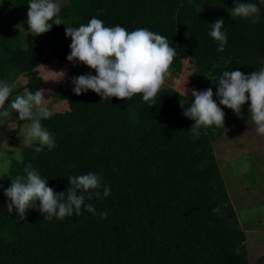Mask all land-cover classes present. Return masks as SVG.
<instances>
[{"label": "trees", "instance_id": "obj_1", "mask_svg": "<svg viewBox=\"0 0 264 264\" xmlns=\"http://www.w3.org/2000/svg\"><path fill=\"white\" fill-rule=\"evenodd\" d=\"M29 2L0 0V82L13 80L12 71L25 78L10 85V96L24 88L25 94L45 89L36 66L69 62L71 37L65 28L86 25L93 17L105 27L146 28L165 36L176 51L174 60H209L205 87L215 94V78L224 71L249 75L264 68V0H65L58 14L64 25L53 24L38 36L28 29ZM237 2L257 5L256 23L231 15ZM219 18L228 37L222 52L209 35ZM74 77L71 68L60 80L64 87L54 89L66 108L52 109L53 115L41 120L54 146L35 153L38 142L24 145L0 176V264H247L245 235L211 141L242 116L250 117V102L239 117L227 108L224 127L202 126L194 138L189 131L194 121L183 115L185 99L158 93L149 107L142 94L127 100L102 99L91 90L76 95ZM24 122L17 118L7 144ZM29 164L56 193L67 192L68 177L92 172L110 186V195L103 197L101 188L100 198L85 201L95 215L82 207L79 216L46 220L33 208L17 222L16 209L7 212L11 201L4 190L17 175L26 176Z\"/></svg>", "mask_w": 264, "mask_h": 264}, {"label": "clouds", "instance_id": "obj_2", "mask_svg": "<svg viewBox=\"0 0 264 264\" xmlns=\"http://www.w3.org/2000/svg\"><path fill=\"white\" fill-rule=\"evenodd\" d=\"M27 7L28 29L35 36L50 31L53 24L64 25L58 15L61 5L56 0H30ZM259 14V8L253 3L237 2L231 9L233 17L251 19L252 23L257 22ZM212 25L209 35L218 42L217 51L222 52L228 40L227 33L221 31L224 19L219 18ZM65 36L71 37L70 54L66 59L82 63L96 73L94 76L89 74L72 78V90L76 95L91 90L102 99L116 97L127 100L142 94L143 101L149 102V107H152L157 94L171 75L175 49L165 36L146 28L129 32L119 25L105 27L102 20L93 17L78 28L66 27ZM215 82L218 84L216 96L219 97V105L231 109L239 117L242 107L250 102V119L256 125L257 134L264 136V68L249 75L238 70L224 71L215 78ZM45 91L40 88L34 93L17 95L9 111L5 108V102L12 93V87L7 81L0 82V116L7 118L15 112L19 120L30 121L25 126L24 143L31 148L33 142H38L39 146L33 148L35 153L42 152L44 146L51 148L55 143L52 134L41 124L42 119L53 115L47 107ZM191 95L194 100L190 107L185 108L183 115L194 121L189 130L194 138L199 137L202 126L224 127L225 113L213 99L211 88L192 90ZM181 107H184L182 102ZM24 172L26 176L17 175L4 190V195L11 201L6 205L7 212L11 214L15 208L17 222L25 220L27 211L33 208L42 213L46 220L53 217L62 220L74 213L79 216L82 207L95 215L96 209L85 201L93 197L100 198L101 188L103 197L110 195V186L102 185V177L96 173L70 176L67 192L56 193L30 164L24 168ZM219 211V206L213 209L214 213ZM107 215V212L100 213L101 218Z\"/></svg>", "mask_w": 264, "mask_h": 264}, {"label": "rangeland", "instance_id": "obj_3", "mask_svg": "<svg viewBox=\"0 0 264 264\" xmlns=\"http://www.w3.org/2000/svg\"><path fill=\"white\" fill-rule=\"evenodd\" d=\"M65 0H56L59 4ZM52 63L40 65L36 69L40 77L47 83L44 98L49 110H63L64 102L56 96V86L62 89V73L65 77L73 68L76 77L80 75H96L94 69L77 61L73 63ZM197 59H175L171 65V75L166 79L159 93H167L173 97L185 99L188 107L194 100L192 90H206L204 72L206 63ZM264 63V59H263ZM52 64V65H51ZM12 84L23 83L25 78L19 73ZM60 81V83H59ZM11 82H9L10 85ZM25 89L6 100L5 108L11 111V102L17 95H24ZM213 99L224 113L227 108L219 105V97L213 93ZM18 114L12 112L10 117L0 116V176H4L11 159L19 157V151L25 145V126L22 123L10 144L5 142L8 132L15 126ZM215 125L208 127L213 128ZM212 151L225 185L227 196L236 214L239 227L245 235L244 246L247 264H264V136L256 132V125L250 117L242 116L225 127L217 138L211 141Z\"/></svg>", "mask_w": 264, "mask_h": 264}, {"label": "crops", "instance_id": "obj_4", "mask_svg": "<svg viewBox=\"0 0 264 264\" xmlns=\"http://www.w3.org/2000/svg\"><path fill=\"white\" fill-rule=\"evenodd\" d=\"M52 61H54V60H52ZM49 63H52V62H51V61H50V62H48V61L41 62V63H39V64L36 66V68H37L38 66H40V65H46V64H49ZM67 63H70V62H67ZM67 63H66V64H67ZM72 63H73V62H72ZM51 65H52V64H51ZM10 70H12V69H10ZM12 72H14V74H15V73H18V72H16V71H12ZM15 77H16V76L14 75V79H15ZM14 79L10 81V82H11L10 85L13 83ZM23 90H24V89H23ZM15 136H16V135H15Z\"/></svg>", "mask_w": 264, "mask_h": 264}]
</instances>
